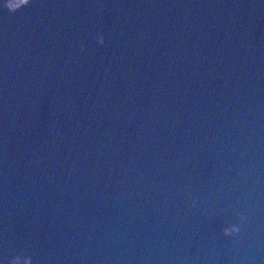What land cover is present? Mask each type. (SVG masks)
<instances>
[{"label": "water", "instance_id": "obj_1", "mask_svg": "<svg viewBox=\"0 0 264 264\" xmlns=\"http://www.w3.org/2000/svg\"><path fill=\"white\" fill-rule=\"evenodd\" d=\"M13 260L264 264V0H0Z\"/></svg>", "mask_w": 264, "mask_h": 264}, {"label": "clouds", "instance_id": "obj_2", "mask_svg": "<svg viewBox=\"0 0 264 264\" xmlns=\"http://www.w3.org/2000/svg\"><path fill=\"white\" fill-rule=\"evenodd\" d=\"M97 41L100 42V43H103V39L102 37H97ZM238 231V230H237ZM11 264H14V260L11 262Z\"/></svg>", "mask_w": 264, "mask_h": 264}]
</instances>
